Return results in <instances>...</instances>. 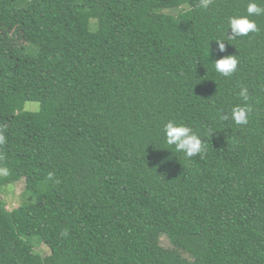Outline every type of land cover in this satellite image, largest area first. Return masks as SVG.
Instances as JSON below:
<instances>
[{
    "label": "trees",
    "instance_id": "1",
    "mask_svg": "<svg viewBox=\"0 0 264 264\" xmlns=\"http://www.w3.org/2000/svg\"><path fill=\"white\" fill-rule=\"evenodd\" d=\"M248 2L0 0V188L32 197L0 198V264H264V14L212 40ZM169 119L202 155L166 144Z\"/></svg>",
    "mask_w": 264,
    "mask_h": 264
},
{
    "label": "clouds",
    "instance_id": "2",
    "mask_svg": "<svg viewBox=\"0 0 264 264\" xmlns=\"http://www.w3.org/2000/svg\"><path fill=\"white\" fill-rule=\"evenodd\" d=\"M264 3V0H261ZM212 3V0H199V7L207 9ZM264 14V7H261L255 0H249L246 12L243 14H235L228 18V29L230 33L226 35V39H212L215 40L218 50L224 52L226 45L225 40H234L238 37L247 36L249 33L259 31L258 25L253 16ZM211 41V40H209ZM209 41H208V56H209ZM238 60L234 54L222 56L215 60L214 69L217 73L224 77L231 76L237 70ZM240 96L244 101L248 100V88L243 87L240 90ZM250 106H235L230 112L219 113L221 121H233L237 125H245L248 123V114L251 112ZM166 144L174 146L176 152L183 153L186 157H194L202 155L205 151L204 142L201 136L193 130L192 127L186 123L179 122L175 119H169L163 127ZM212 131L208 133L211 137ZM0 137V141H2ZM164 163V161H161Z\"/></svg>",
    "mask_w": 264,
    "mask_h": 264
},
{
    "label": "rangeland",
    "instance_id": "3",
    "mask_svg": "<svg viewBox=\"0 0 264 264\" xmlns=\"http://www.w3.org/2000/svg\"><path fill=\"white\" fill-rule=\"evenodd\" d=\"M166 12H174L172 8L167 7ZM39 108L38 102L27 101L24 103L23 109L29 111H35ZM1 173V171H0ZM0 198L3 200L5 208L8 210L15 206L25 204L32 200V197L27 195L24 191L23 180L16 181L14 183L6 184L4 187L0 188ZM32 244L34 246V251L41 256L49 254V249L36 237L32 238ZM160 245L165 248H171V244L166 237H161ZM187 257V254H184Z\"/></svg>",
    "mask_w": 264,
    "mask_h": 264
}]
</instances>
